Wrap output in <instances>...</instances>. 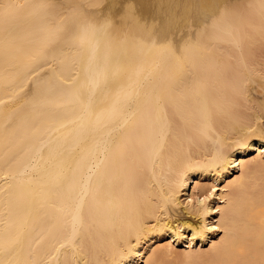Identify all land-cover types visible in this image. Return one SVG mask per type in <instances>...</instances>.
Here are the masks:
<instances>
[{"label":"bare ground","instance_id":"obj_1","mask_svg":"<svg viewBox=\"0 0 264 264\" xmlns=\"http://www.w3.org/2000/svg\"><path fill=\"white\" fill-rule=\"evenodd\" d=\"M0 264H264V0H0Z\"/></svg>","mask_w":264,"mask_h":264}]
</instances>
